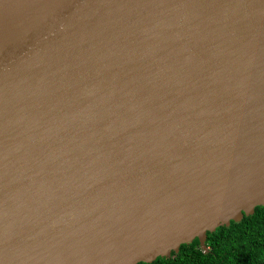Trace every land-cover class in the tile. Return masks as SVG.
I'll return each mask as SVG.
<instances>
[{
  "label": "water",
  "instance_id": "water-1",
  "mask_svg": "<svg viewBox=\"0 0 264 264\" xmlns=\"http://www.w3.org/2000/svg\"><path fill=\"white\" fill-rule=\"evenodd\" d=\"M0 171V264L207 251L264 205V0H0Z\"/></svg>",
  "mask_w": 264,
  "mask_h": 264
},
{
  "label": "trees",
  "instance_id": "trees-1",
  "mask_svg": "<svg viewBox=\"0 0 264 264\" xmlns=\"http://www.w3.org/2000/svg\"><path fill=\"white\" fill-rule=\"evenodd\" d=\"M206 234L207 251L194 238L189 244H181L170 257L158 256L137 264H264V205Z\"/></svg>",
  "mask_w": 264,
  "mask_h": 264
},
{
  "label": "bare ground",
  "instance_id": "bare-ground-1",
  "mask_svg": "<svg viewBox=\"0 0 264 264\" xmlns=\"http://www.w3.org/2000/svg\"><path fill=\"white\" fill-rule=\"evenodd\" d=\"M69 43V42H68ZM18 172V170L16 169V170H13L11 173H17ZM0 175L2 176V178L1 179H4L5 177H7L6 176V174H3V172H1L0 171ZM5 176V177H4ZM4 177V178H3ZM0 179V180H1ZM0 183H2V181L0 182ZM0 188H3L2 190H0V193H2V192H4L5 191V186H4V184H1L0 185Z\"/></svg>",
  "mask_w": 264,
  "mask_h": 264
}]
</instances>
